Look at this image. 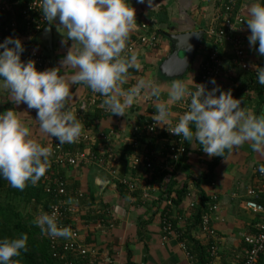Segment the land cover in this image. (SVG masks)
Instances as JSON below:
<instances>
[{
  "label": "crops",
  "instance_id": "0c3cea01",
  "mask_svg": "<svg viewBox=\"0 0 264 264\" xmlns=\"http://www.w3.org/2000/svg\"><path fill=\"white\" fill-rule=\"evenodd\" d=\"M129 2L135 9L137 23L130 37L140 32V25L146 23L158 34L159 44L152 49L141 47L136 49L135 54L142 68L140 71L129 70V81L124 87L134 86L140 79H150L162 90L167 89L172 79H180L193 87L191 78L194 83L197 82L199 65L209 49V41L204 37L203 31L213 23L216 1L153 0L152 5H148L147 0L145 3H137L136 0ZM248 3L249 0H240L236 7L237 13L241 14L244 20L247 19ZM59 27L60 25L52 24L49 39H47V31L44 33L43 29L40 33H36L33 41L47 54L50 60L49 68L60 67V74L70 77L75 70L71 67L64 69L60 61L66 56L73 42L68 40L66 44L61 43L64 39L62 35L64 31ZM192 31L200 34L190 54L177 49L176 43L167 37L168 34ZM232 33L245 50L244 62L248 69L243 70L232 63L233 45L224 42L219 49L221 62L219 75L215 78L216 83L224 91L231 89L233 98L241 99V107L251 109L257 115L264 114V91L261 100L254 90L247 87L248 75L250 72L255 73V66H259L258 55L254 48H250L247 40L250 30L244 22L243 26L235 27ZM212 87L213 85L210 84L208 90ZM70 91L73 98L68 102V109L77 105L91 90L86 86L73 85ZM154 105L155 100L148 93H142L141 97L125 110V116L101 115L100 108L94 107L77 117L82 120L85 128L95 134L108 131L110 128L115 129L116 136L111 142V152L118 175L129 174L126 173L125 166L128 165L130 155L143 151L145 138L139 134L143 124L153 121ZM9 109L19 112L21 119L30 127L33 138L42 146L47 144L51 138L40 131L39 124L35 121L36 110L27 109L23 103L15 105L10 93L0 88V112ZM171 112L173 113L171 123H173L180 116L178 103L171 106ZM133 137H137L138 143L141 144L136 151L130 148L129 140ZM162 138L163 136L159 135L157 141L152 140L156 142V146L153 145L155 142L148 141L146 143L148 149L152 148L156 151L162 149ZM102 142L100 140L98 144L92 146V150L99 149ZM186 143V156L180 159V162L169 164L172 168L173 181L171 192L175 194L176 190L185 185V193L181 201L171 209L173 220L178 229H185L188 236L201 244H207L208 238L199 232L197 223H194L192 217L194 210L191 211L188 205L193 200L200 201L203 196L208 200L211 194L215 193L219 206L213 216V225L219 239L217 256L212 260V264H231L237 257L242 256L245 248L243 236L254 232V225L258 219L244 208V201L248 199L247 187L257 185L254 170L257 165H264V153L252 151L250 144L245 143L218 160L211 181L202 183L197 182L200 174L206 171L207 164L214 157L209 158L199 144ZM57 170L65 178L70 190L81 189L86 194L87 203H95V206L105 208L101 216L106 223L105 227L89 230L82 227L80 230V238L101 249L102 255L118 264H192L175 238L165 242L160 238L158 213L153 208L160 199L142 203L137 194L130 196L121 193L109 173L95 165L63 167ZM142 172L143 169L136 170L133 176ZM212 182L213 185L210 184ZM107 222H112V227H107ZM190 255L193 256L192 253Z\"/></svg>",
  "mask_w": 264,
  "mask_h": 264
},
{
  "label": "clouds",
  "instance_id": "9594fccd",
  "mask_svg": "<svg viewBox=\"0 0 264 264\" xmlns=\"http://www.w3.org/2000/svg\"><path fill=\"white\" fill-rule=\"evenodd\" d=\"M152 2L147 0L148 5ZM39 10L49 24L46 30L58 20L64 31L61 43L73 42L60 64L75 72L66 77L60 74V67L38 71L34 60H21L25 51L21 40L9 36L0 42V88L10 93L15 105L23 103L27 109H35L40 131L56 138L59 145L76 143L83 134L82 120L68 110L73 98L70 88L82 85L102 96L101 106L116 116H125V110L142 93H148L155 100V126H167L184 141L199 144L209 158H224L226 151L245 143L252 151L264 153V114L241 107V99L233 98L231 89L224 91L215 78L209 80L211 90L192 78L193 87L180 79H172L165 90L150 79L124 87L129 70L142 68L137 54L127 53L130 34L137 27L129 0H39ZM244 22L250 30V48L258 45L255 51L264 57V0H249ZM255 72L257 83L264 86V67L255 66ZM177 103H186L187 110L169 127L171 106ZM51 155V147L32 137L18 111L0 112V178L20 191L36 186L50 167ZM258 171L264 175V165ZM33 224L50 238L71 239L74 235L70 227L59 223L56 210L50 214L41 210ZM27 242V234L0 238V264H18L13 258L28 251Z\"/></svg>",
  "mask_w": 264,
  "mask_h": 264
},
{
  "label": "built area",
  "instance_id": "2783aa9c",
  "mask_svg": "<svg viewBox=\"0 0 264 264\" xmlns=\"http://www.w3.org/2000/svg\"><path fill=\"white\" fill-rule=\"evenodd\" d=\"M216 13L213 23L203 31L204 37L209 41V49L204 59L200 63V72L195 84H205L207 89L211 83L210 78H216L220 72V46L224 42H230L233 45L232 63L240 66L243 70L248 69L244 62L245 50L241 42L233 35L232 30L235 27L244 25V18L236 11V1L238 0H215ZM20 18V22L17 20ZM53 24L59 25V21ZM49 25L44 20L39 10V0H0V42L6 37L12 36L19 38L25 51L21 54V60L29 59L35 61V67L38 71L49 68L50 60L47 54L39 48L33 41L36 33H40L45 26ZM159 44V36L153 31L148 24L140 25V32L134 33L129 40L127 53H135L138 47L154 48ZM126 53V54H127ZM256 73V72H255ZM103 97L97 93L89 92L85 98L81 99L77 105L68 110L76 113L79 117L86 110L99 107L100 113L111 114L105 110L102 105ZM180 115L187 110L186 103H178ZM171 123L169 127L175 126L176 122ZM145 138L143 151L134 152L130 155L128 166L131 169H143L139 175L130 174L118 175L114 168L113 155L111 152V142L114 141L116 131L110 128L108 131H101L99 134L93 133L90 129L84 127L81 138L73 144L59 145L56 138L52 137L46 145L52 149L50 157V167L44 177L41 179L43 189L51 197L42 211L51 213L58 211L59 223L62 226L70 227L74 235L71 239L49 238L51 253L53 256L62 260L65 264H118L110 258L102 255L101 249L97 246L88 244L80 238V230L102 228L105 224L102 215L104 209L95 203L82 206L81 200L86 197L85 192L81 189L70 190L66 185V180L59 174L57 168L79 167L81 165H95L100 169H105L115 180L116 185L122 187V190L129 194L137 193L142 203L157 201L154 209L158 213L160 224V238L163 242L175 238L179 246L186 252L191 263L194 264V257L190 255L187 249L188 234L185 229H178L173 220L171 209L175 206L173 203L174 193L167 194L168 186L172 187V168L171 162H180L187 154L186 141L183 137L176 136L167 130V126H155L154 121L142 125L141 133ZM159 135L163 138V148L159 151L148 149V141L153 143L158 140ZM153 139H156L152 142ZM102 140L100 148L92 150V146ZM130 147L135 151L141 144L138 143L137 137L129 140ZM147 145V146H146ZM153 145H157L156 142ZM257 165L255 175L257 185L247 187L246 195L248 199L244 201V208L258 217L254 232L243 236L245 248L241 257L231 264H258L261 256L264 254V175H262ZM158 171L163 175H158ZM213 185V182L210 183ZM187 194V193H186ZM163 196V197H162ZM72 200L76 203L69 204ZM263 200V201H262ZM199 200H193L189 203V209L194 210L192 217L195 215V207ZM177 206V205H176ZM219 206L218 198L212 193L206 202L204 212L199 216L197 223L198 230L208 238L210 243L207 247L208 262L217 256L218 236L213 225V216ZM41 210L38 211L37 215ZM107 227H112V222H107Z\"/></svg>",
  "mask_w": 264,
  "mask_h": 264
},
{
  "label": "trees",
  "instance_id": "16d2710c",
  "mask_svg": "<svg viewBox=\"0 0 264 264\" xmlns=\"http://www.w3.org/2000/svg\"><path fill=\"white\" fill-rule=\"evenodd\" d=\"M239 1L240 0L236 1L235 7H237ZM17 20L20 22L19 17H17ZM255 47H258V45ZM255 47H253L254 50ZM257 55L259 59V66L264 67V57H261L258 53ZM247 87L254 90L257 96L262 100L264 86H261L257 83L256 73L250 72L248 75ZM227 153L228 151L225 152V155ZM221 158L223 157H214L212 161L207 164L206 171L200 174V178L197 182H210L213 176L214 167ZM125 171L132 176L136 172L135 169H131L128 165L125 166ZM157 174L163 175L164 171H158ZM116 186L121 193H125L130 196L137 194H129L127 191L125 192L122 190L121 186ZM170 186H168L166 190L167 194L172 193ZM184 189L185 185L176 191L174 190V205H177L181 201L182 196L185 193ZM50 199L51 197H49V195L46 194L43 189L41 180L36 186L29 185L23 191H20L18 189L12 188L5 179L0 178V238H17L21 234H27L28 236V251L26 253L22 252L21 256L18 258H13L18 261V264H65L62 260H59L52 255L49 238L47 235L42 234L40 229L33 224L35 213L39 211L38 207L40 206L45 208ZM80 202L82 206L83 204L84 206H88L90 204L85 201V198ZM206 202L207 199L204 198V196L201 197L198 205L195 207V215L193 216L194 223L199 222V216L204 212ZM186 238L188 241L187 249L189 253H192L194 256V264H207V247L210 241H208L207 244H201L198 240L193 239L188 235H186ZM258 264H264V254L261 256Z\"/></svg>",
  "mask_w": 264,
  "mask_h": 264
},
{
  "label": "water",
  "instance_id": "95a60500",
  "mask_svg": "<svg viewBox=\"0 0 264 264\" xmlns=\"http://www.w3.org/2000/svg\"><path fill=\"white\" fill-rule=\"evenodd\" d=\"M49 28L47 25L44 28V33L47 31V39L50 38V31L46 30ZM199 32H186V33H179V34H168L167 37L176 43L177 49H182L185 53L191 52V49L197 44ZM190 45V48L188 47Z\"/></svg>",
  "mask_w": 264,
  "mask_h": 264
},
{
  "label": "rangeland",
  "instance_id": "374dc122",
  "mask_svg": "<svg viewBox=\"0 0 264 264\" xmlns=\"http://www.w3.org/2000/svg\"><path fill=\"white\" fill-rule=\"evenodd\" d=\"M41 208H42V207L39 206V207H38V210H42ZM37 213H38V212H37ZM37 213H35V217L37 216Z\"/></svg>",
  "mask_w": 264,
  "mask_h": 264
}]
</instances>
